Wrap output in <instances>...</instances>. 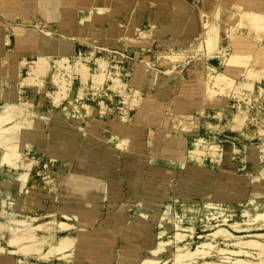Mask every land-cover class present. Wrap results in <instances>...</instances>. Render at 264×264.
Segmentation results:
<instances>
[{
    "label": "rangeland",
    "instance_id": "374dc122",
    "mask_svg": "<svg viewBox=\"0 0 264 264\" xmlns=\"http://www.w3.org/2000/svg\"><path fill=\"white\" fill-rule=\"evenodd\" d=\"M211 2L213 5L208 4L207 0H176L173 24L180 22V26L174 31L171 30L173 24L159 29L150 27L142 29L140 14L135 12L121 15L118 11L101 9H96L91 13L64 9L62 12L63 18L59 22L52 25H43L41 28L39 51L31 52L19 60L6 57V44L10 43L11 36L9 31L6 32V30L0 29V102L6 103L0 107V134L6 126L9 127L10 124L15 123L9 121L5 126L1 122L7 108L12 110L11 107H21L24 111H28V108L32 109L29 110L31 127L25 133L30 139V149L21 151L23 156L15 165L7 161H0V223L4 222L3 217L14 223L29 222L21 219L19 213L13 209L14 204H9L7 198L10 195L14 198L19 194L18 188L21 184H25L21 181L27 179L26 183H29V180L33 178L34 180L39 179L43 185L51 186L57 183L54 179H59V177H52L51 175L52 165L59 166V164L47 159L46 130L45 128L42 129L40 117L37 116L38 111H33L35 109L33 105L41 110L39 112L46 111L47 106L55 108V110H59L61 114L67 116L71 122H76L75 108L91 111L90 113L87 112L88 115L92 114L91 119L102 114L103 116L99 118H103L108 113L105 106H99V102L107 98L105 96L107 91L105 86L109 82L111 84L109 86L110 91L123 94L122 107L125 108L118 111V114H120L122 120H128L129 111L127 110L138 105L137 93L122 82L125 64L123 62L112 64L103 59L108 51L100 48L101 43L104 46L117 43L119 36L122 39L129 40L154 41L157 46L155 57L149 65L150 73L147 84L150 88L155 87L157 90H165L172 84L179 82L184 75H201L207 61L219 65L225 62L229 51L230 37L236 33L238 18L226 9L219 0H212ZM209 18H213L212 22ZM216 35L219 38H217L218 42L214 46H209L208 41ZM185 36H187V39H182ZM114 37H116V40H112ZM196 39L199 43L190 44L191 40ZM76 41L91 46L96 53L95 65L92 64V67H89L82 63V60H77L79 56L77 59H73V42ZM193 46H197V48L192 49ZM40 61L45 63L44 71L38 78L33 79L30 76L35 72L34 69ZM255 61L253 65L255 69L248 71L246 74L251 80L245 84L243 83L245 81H240L242 82L241 86L236 81L226 79L223 76L215 78L216 85L220 88L221 93H226V91L227 93H235V96L231 99H235L236 104H238L237 108L241 106L240 108L243 110L245 107V116L244 113L240 115L242 118L241 125H243V122L248 125L246 137L249 142L247 145L251 144L255 152V158L256 154L259 156L258 166L255 163L256 161H252L253 155L251 158L249 157L250 159H246L247 165L251 166V169L248 168L249 174L245 175L249 180L237 183L230 190L233 197L236 198L242 193V198H239L237 204L233 206L225 199H217L218 196L222 198V193H224L220 188L221 184L224 185L228 183L230 178L233 179L232 175L227 173L216 175L212 172L218 168L221 162H225V160L220 161L218 158L220 156L218 147L206 146L200 141H195L192 150H190L188 161H174L178 162L177 164L167 161L151 163L145 183H143L145 187L141 199L136 206L133 208L107 209L105 219H108L111 223L119 222L116 219L121 216V211L125 210L127 214L122 217L124 222L119 223L123 226L120 233L116 231L108 232L111 238L121 236V239H119L120 245H117L118 250L113 257L116 263L182 264L184 259L182 260L181 257L185 255V249L189 247V251L192 252L199 247L206 255L204 257L197 255L195 257L197 262L189 260L183 264H225L222 263V256L220 257L221 249L239 248L237 245L242 247L244 246L242 244L252 240L263 243L264 239L257 236H264V219H257V214L258 212L264 214V188L260 189L261 191L257 189L258 193L253 188L256 181L259 180L255 172L262 168V164L264 165V71L258 69L264 68V56L261 51L255 56ZM238 63L243 65L240 61ZM98 66L102 67L100 72L104 75L105 81L102 84H96L97 82L95 83L94 80L90 79L89 81L92 83L87 88L89 81L80 82L78 78L82 73H79V70L85 67L89 68L91 74H95ZM17 68H20V70L15 75ZM38 69L42 70V68ZM57 69H60L62 73H59ZM171 69L175 74L169 76ZM60 92L61 95L57 94ZM87 98H97L98 100L95 102L98 103V109L91 110L90 106L87 105ZM41 119H43V123L48 125L51 133L53 126L49 121H59L58 115L51 113L43 115ZM58 129H60L59 133L62 134L61 130L63 128ZM183 129L187 130L186 127ZM60 138L63 139V136L61 135ZM121 140L122 138H119V142ZM119 142L117 143L118 148H120ZM194 144L199 146L201 152L193 153ZM66 147L59 154L60 156L72 153L67 144ZM127 147H129L128 144ZM49 148L48 144V155L52 158L51 160H55L56 156L50 154ZM256 149L259 151L258 153ZM197 155L201 156L196 158ZM237 162L239 161L237 160ZM85 163H88L87 159H84ZM243 164L244 162L241 161L240 166ZM36 170H39V172H36ZM30 171L32 176L26 175L27 172L30 174ZM206 171L209 173H206ZM241 173L243 172L241 171ZM192 175H198L199 178L195 180L191 177ZM261 183L264 185V172ZM136 220L140 221L141 224H145L144 230L146 232L143 234L142 239L139 237V232L130 233ZM37 227L44 229L47 225ZM1 228L2 225H0V237L2 238L3 229ZM117 231L119 230L117 229ZM126 233H129L127 241L134 236L136 242L132 246H135V248L124 251V254L128 255L129 253V258H131L128 262L120 256L121 247L128 245L126 244ZM1 238L0 246L2 247ZM88 238L81 235L77 241L73 242L75 248H77L76 257L83 255L79 251L84 249L86 244L87 247L96 244L95 241ZM13 239L12 235L9 243ZM113 240L115 239L109 238L104 241L111 245ZM60 243L61 240L57 245L50 243L47 246L51 251ZM15 247L23 252L21 244H15ZM179 248L183 249L184 252L183 250L179 252ZM253 252L256 253V251ZM56 254V251H54L52 255L56 256ZM96 256L97 254L93 253V257ZM56 257L59 261L58 264H67L69 261V257L58 254ZM120 258L123 260H120ZM242 259L247 261L246 257ZM98 261L105 263L107 260L100 257Z\"/></svg>",
    "mask_w": 264,
    "mask_h": 264
},
{
    "label": "crops",
    "instance_id": "0c3cea01",
    "mask_svg": "<svg viewBox=\"0 0 264 264\" xmlns=\"http://www.w3.org/2000/svg\"><path fill=\"white\" fill-rule=\"evenodd\" d=\"M219 1L238 18L236 33L230 37L225 62L219 65L207 61L201 75H184L179 82L165 90L150 88L147 84L149 65L155 57L157 46L154 41L122 39L120 34H117L120 37L117 43L109 46L101 43L100 48L108 51L103 59L112 64L123 62L125 70L122 82L137 93L138 105L127 110L128 120H122L118 114V111L125 108L122 107L123 94L110 91L109 82L105 86L107 98L99 102V106H105L107 109L108 114L103 118H99L102 114L93 119L85 117L71 122L55 108L47 106L46 111L39 112L41 110L33 105V111H38L42 129L46 130L47 159L59 164L52 165L51 175L59 179H54L57 183L51 186L43 185L39 179L33 178L26 183V179L21 181L25 184L18 188L17 196L7 197L9 204H14L13 209L19 213L21 219L29 222L27 225H17L3 217L4 222L0 225L3 224L5 230L1 233V245L5 251L0 253V264L59 262L57 254L44 259V255L50 252L48 246L28 254L10 245L13 232L11 229L17 228L20 232L30 229L38 239L47 236L52 245H57L61 238H69L75 242L81 235L96 242L97 245L94 246L87 247L86 244L85 248L79 251L83 253L79 257L75 256L74 244L66 252L69 255L67 264L87 260L90 264H118L113 257L118 250L117 245H120L121 236L111 238L108 232L120 233L123 226L119 222L111 223L105 219L107 209L135 207L141 199L145 187L143 183L151 163L167 161L177 164L178 162L174 161H188L195 141L219 148L218 158L225 162H221L218 168L212 171L214 174L232 175L238 184L249 180L245 175L249 174L248 168L251 169V166L247 165L246 159L251 158L254 151L251 144L247 145L248 125L246 122L241 125L240 115L244 113L245 116V107L243 110L240 105L237 108L235 99H231L235 93H221L215 78L223 76L236 81L240 86V81H245V84L251 80L246 74L255 69V56L260 51L264 56V0ZM175 2L176 0H0V29L9 31L11 36L10 43L6 44V57L19 60L31 52H38L41 28L43 25L59 22L63 18L64 9L86 13L101 9L118 11L121 15L135 12L140 14L142 29H159L173 24ZM209 19L212 22L213 18ZM114 39L116 40V37L112 40ZM182 39L186 40L187 36ZM196 40H191L190 44L199 43ZM196 48L197 46H193L192 49ZM72 54L73 59L79 56L77 60H82L81 62L89 67L96 64V53L88 44L73 42ZM44 66L37 65L30 77L38 78L44 71ZM97 69L99 71L91 74L89 68L84 67L82 70L85 73L79 70L82 75L78 79L81 83L92 79L96 84H102L105 81L100 72L102 67L98 66ZM258 69L264 71V68ZM57 71L62 73L60 69ZM174 74L171 69L169 76ZM91 83L88 82L87 88ZM96 100L98 99L87 98V105L91 110L98 109ZM4 104L6 103L1 101L0 107ZM68 112L71 113L69 110ZM49 113L58 115L59 120L49 121L53 126L52 133L41 119ZM184 127L187 130H184ZM58 128H63L62 134ZM61 135L63 139L60 141ZM25 138H28L27 135ZM34 138L35 136L33 140ZM119 138L125 139L129 147L124 150L118 148ZM49 142L66 143L72 153L65 156L54 154L55 160H51L47 152ZM84 159H87L88 163L84 164ZM240 160L244 162L242 167ZM27 174L32 176L31 171ZM124 214L127 215L125 210L121 211V216L116 220L122 219ZM61 224H66L69 228L62 229ZM39 225L47 227L39 229ZM109 238L115 239L111 245L104 241ZM93 253L97 256L93 257ZM100 257L107 261L100 263Z\"/></svg>",
    "mask_w": 264,
    "mask_h": 264
},
{
    "label": "bare ground",
    "instance_id": "6f19581e",
    "mask_svg": "<svg viewBox=\"0 0 264 264\" xmlns=\"http://www.w3.org/2000/svg\"><path fill=\"white\" fill-rule=\"evenodd\" d=\"M211 1L212 0H207V3L208 4H210V3L212 4ZM206 6H208V5H206ZM210 9H211V7H210ZM180 21H181V19H180ZM179 26H180V22H175L172 25V28L171 27H169V28H171V30L174 31ZM217 38H218L217 35H216V37L214 36V38L211 37V39L208 41L209 46L216 45V43L218 42V39H219V38L218 39ZM43 43H45V42H43ZM37 65H41L42 66V65H45V63L42 62V61H40V62L37 63ZM19 70H20V68H17V70H15L16 71L15 72V75H17L19 73L18 72ZM13 74H14V72H13ZM11 108H13V109L10 110L9 108H7L6 112H4V115L1 118V122H3V125H5V126L7 125V123L9 121L10 122L11 121H14L15 123L14 124H10L9 127L6 126L5 129H4V131L0 134V161H7V162L15 165L17 162H19L21 160V157L23 156L21 151H23L25 149H27V150L30 149V145H29L30 144V140L28 138H25V135H26L25 132L27 131V129H29V127H31V120H30V117H29V110H32V109L31 108H28V111H27L24 108L26 110V111H24V110H22L21 107H18V108L11 107ZM87 112L90 113L91 111H89V110H87V111L84 110L83 111V110H81V108H75V119H76V121L81 120V118H85V117L87 118V115H88ZM91 115L92 114H89L88 115V117H90V119L92 118ZM18 119H20V120L18 121ZM27 133H29V132H27ZM61 139L62 138H60V141H61ZM126 143H127V141L122 138V140L119 142V147L122 148V149L125 148V147L128 148ZM49 147H50L49 148L50 154H52V155H54V154H60V153H62L67 148L66 147V144L65 143H61V142H59V143H51V142H49ZM196 152H201V149L199 148L198 145L194 144V151H193V153L194 154H197ZM256 152L258 153L259 151H257V149H256ZM253 153L254 154H252L253 155L252 161H256L255 163L258 166L259 165L258 164L259 161H257V160H259L258 159L259 156L256 154V158H255V152H253ZM200 156L201 155H197L195 157L198 158ZM18 166H20V165H18ZM261 170H262V172H261ZM263 172H264V165L262 164V168L256 170V172H255L256 173L255 175H256V177L259 180L256 181V183L254 185L255 187L252 186L254 188V190H257V189L260 190V189H263L264 188V185H262V183H261V177L263 176ZM191 177L194 178L195 180L199 178L198 175H192ZM191 180L192 181H195L193 179H191ZM236 183H235L234 179L230 178V180L228 181V183H226L224 185L221 184L220 188H221V190L224 193H222L223 194L222 195V198H219V196H218L217 199L218 200L225 199L226 202H228L229 204H231V206L236 205L237 202H238V200H239V198H242V195H241L242 193L239 196H237L236 198L233 197L231 195V193H230V190L235 185H237ZM258 192L259 191L257 190V193ZM262 192H263V190H262ZM248 193H249V191H248ZM166 194H167V191L165 192V196H166ZM250 195H252V194H250ZM248 196H249V194H248ZM144 210H146L147 212H149L147 209H144ZM256 210H257V207H256ZM252 211H254V210L252 209ZM8 215H10V214H8ZM257 217H258L257 219L263 220L264 219V214H259V212H258ZM120 222L121 223L124 222V219L123 218L120 219L119 220V223ZM15 224H17V225H20V224L25 225L26 223H15ZM1 225H2V228L1 229H3L2 231H4L5 230L4 225L3 224H1ZM144 226H145V224H141L140 221L136 220L135 223H134V225H133V227L130 230V233L137 231V232H139L138 234H140L139 237H141V239H142L143 234L146 232L144 230ZM61 228L62 229H68L69 226L62 224L61 225ZM27 229H29V228H27ZM11 230L13 231L12 232V235H13L14 239L11 241L10 245L15 246V244H21V246H22V249L21 250H23V252L28 253V254L34 253V252H38V251L42 250L41 248H44L45 246H47L48 244L51 243V239H49L48 237H45V238L43 237L42 239H38L36 237V235L32 231H30V229L29 230H26V232H20L18 230V228H17V230H14V229H11ZM126 234H127L125 236L126 237V242H127L126 244H128V245H123L121 247L120 256H122V258L125 261L128 262L129 259H131V258H129V253H128V255H125L124 254V251H127V249L135 248V246L134 247H132V246L135 245L136 242L134 240L135 239L134 236L130 237V239H128V241H127V236H129V233H126ZM257 237H260L261 239L262 238L264 239V236H262V235L257 236ZM1 240L3 241V237L1 238ZM60 240H61V243L56 248H53V250H51L48 254H45V255L43 254L45 256L44 258H49L50 255H52L54 251H56V253L58 255H61L63 257H69V255L66 254V252L74 246V244H75V243H73L74 240L69 239V238H61ZM133 240H134V243H133ZM242 245H244V246L241 247L240 245H237V247H239V248H235V249H231V250H229L228 248H226L227 250L225 248L221 249V251H220V257L222 256L221 257L222 263H225V264H228V263H232V264H264V241H263V243H261V241L252 240V241H250L248 243H245V244H242ZM19 247H20V245H19ZM75 249H76L75 252H77V248H75ZM182 250L183 249L179 248V252L180 251L182 252ZM3 251H4V249L0 246V253H2ZM253 251H256V253H254ZM183 252H184V250H183ZM160 253H162V252H160ZM184 253H185V255H183V257H181L182 260L184 259L183 260V263L185 261L187 262L189 260H191L193 262H197V261H195V260H197V259H195V257L197 255H200V256H203V257L206 255V253L203 252V250L199 249V247L195 248V250L192 251V252L189 251V247H187L185 249V252ZM243 257H246L247 258V261L244 260V259H242ZM122 258H120V260H123ZM90 263L91 262H88V260H87V262H79V263L77 262V264H90Z\"/></svg>",
    "mask_w": 264,
    "mask_h": 264
}]
</instances>
